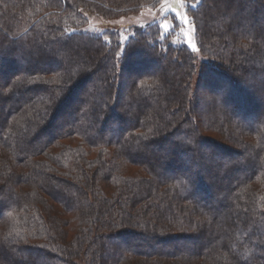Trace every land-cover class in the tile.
Instances as JSON below:
<instances>
[{
  "label": "trees",
  "instance_id": "1",
  "mask_svg": "<svg viewBox=\"0 0 264 264\" xmlns=\"http://www.w3.org/2000/svg\"><path fill=\"white\" fill-rule=\"evenodd\" d=\"M157 1L0 0V264H264V0Z\"/></svg>",
  "mask_w": 264,
  "mask_h": 264
},
{
  "label": "rangeland",
  "instance_id": "2",
  "mask_svg": "<svg viewBox=\"0 0 264 264\" xmlns=\"http://www.w3.org/2000/svg\"><path fill=\"white\" fill-rule=\"evenodd\" d=\"M158 3L156 4V7H145L140 9V11H138L137 13H130L126 16L117 18V19H113V20H107V19H103L101 17L95 16L91 13L88 12H81V14L83 15V17L86 19V24L81 27L78 28L76 30H72V31H77V32H83V33H88V34H102L106 31H121L124 28L128 27L129 25H136L138 23H142V22H160L163 18V16H167L170 14H173L177 17V20L182 24L183 20H186V23H188V19L187 16L185 15V10L184 8H182V3L181 0H159L157 1ZM185 24V22H184ZM171 22L167 21L166 19H164L163 21H161V26L163 27L164 30H167L170 26H171ZM176 33L179 34L180 39H184L186 45L192 50L194 51L196 60H197V71L195 72L193 79H192V90L193 93L195 92L196 89V82H197V78H198V74H199V66L200 63L204 60V58H202L198 52L195 50V46L193 43V39H192V30L190 28L189 25H184L183 27H180L177 29ZM125 37V36H124ZM127 38V37H126ZM54 58L57 61H61L63 60V57L60 58L58 56H54ZM29 64V59L26 58L25 60V64H21L20 67L21 69H26V66H28ZM89 75V77L91 78V80H93V77H95V73L90 72L87 73ZM1 84V82H0ZM128 90V84H124L123 86V91H127ZM14 90H12L13 92ZM198 96L200 98H203L202 94L200 92H198ZM84 99V100H83ZM204 101H206V103H208V99H204ZM88 100H86L85 98H83L81 91L79 92L78 95V100L77 102H75L74 104H69V106L67 108L65 105V109L63 110L62 115L59 117V123L62 122L65 119L66 114L73 108H77L79 109V107L83 104V102H87ZM125 101V100H124ZM3 104H6L5 102ZM123 104V102H122ZM121 104V105H122ZM71 105V106H70ZM119 108V105L118 107ZM134 114V113H133ZM120 117L122 118H129L131 119L130 115L128 113H120L119 112ZM51 116V115H50ZM100 126V124H99ZM170 140V139H169ZM177 141V140H175ZM221 144H223V146H226L227 148H232L234 150H237V148L234 147H230L229 145H227L226 143H224L223 141L218 140ZM163 149H169L171 147H174L170 142H164L163 143ZM161 156H162V152L160 151H156L153 150L152 152V156L149 155L148 159L150 160L151 158L153 160H155L156 162L161 161ZM158 160V161H157ZM215 160H219V158L215 157ZM204 162L206 164H208L210 167L211 165L208 163L207 157L204 156ZM212 171H216L217 168L213 165V167L211 168ZM131 171H134V169H130ZM203 173H205L204 175L206 176L207 179H209L210 174H208L207 171H203ZM211 191V195H216L218 193V187L214 186L210 189ZM207 237V236H205ZM144 241L146 240L145 238H142ZM194 250L196 249L195 246L193 247ZM12 254L11 256H13V252L11 251ZM85 257V256H84ZM82 260V259H81ZM80 264H85L83 261H80Z\"/></svg>",
  "mask_w": 264,
  "mask_h": 264
}]
</instances>
